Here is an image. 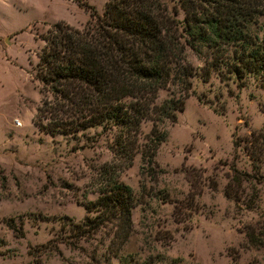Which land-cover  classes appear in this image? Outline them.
I'll return each instance as SVG.
<instances>
[{"label": "rangeland", "instance_id": "rangeland-1", "mask_svg": "<svg viewBox=\"0 0 264 264\" xmlns=\"http://www.w3.org/2000/svg\"><path fill=\"white\" fill-rule=\"evenodd\" d=\"M79 1L98 14L105 2ZM161 1L171 12L178 0ZM89 12L76 0H0V264H264V162L252 160L264 146V88L254 75L242 86L214 72L191 78L148 168L139 153L119 164L100 127L37 126L52 101L35 76L42 37L57 22L82 29ZM150 127L141 125L139 142ZM109 168L134 195L121 246L112 224L83 226Z\"/></svg>", "mask_w": 264, "mask_h": 264}, {"label": "trees", "instance_id": "trees-1", "mask_svg": "<svg viewBox=\"0 0 264 264\" xmlns=\"http://www.w3.org/2000/svg\"><path fill=\"white\" fill-rule=\"evenodd\" d=\"M76 3L90 11L86 26L52 24L37 55L35 76L52 101L39 109L47 116L36 124L50 133L100 127L111 136L119 164L130 166L139 153L148 168L165 137L159 127L183 110L191 78L208 81L214 72L242 86L254 75L264 88V0H178L171 12L161 0H105L101 14ZM187 50L203 58L201 67L187 61ZM160 91L169 96L157 104ZM144 122L151 127L141 143ZM252 160L264 162V146ZM105 175L98 197L86 205L97 215L86 217L83 226L112 224L121 246L131 228L134 195L112 169Z\"/></svg>", "mask_w": 264, "mask_h": 264}]
</instances>
